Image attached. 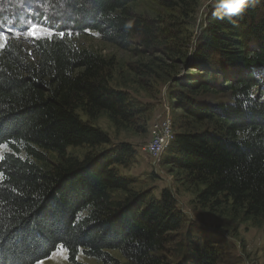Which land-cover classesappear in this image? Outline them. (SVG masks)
I'll list each match as a JSON object with an SVG mask.
<instances>
[{"label": "trees", "instance_id": "trees-1", "mask_svg": "<svg viewBox=\"0 0 264 264\" xmlns=\"http://www.w3.org/2000/svg\"><path fill=\"white\" fill-rule=\"evenodd\" d=\"M141 1L33 0L53 22L72 25V32H95L125 51L141 48L154 58L152 64L167 66L154 56L176 54L180 31L133 12L131 5ZM54 26L58 35L32 39L28 46L9 38L0 51V147L9 148L0 160V264H37L60 245L73 264H83L77 262L81 251L102 264H120L113 251L131 264H173L165 253L187 222L178 189L165 188L156 197L137 188L136 179L119 172L133 162L134 146L113 147L94 124L106 116L125 130L145 119L146 106L113 86V61L77 47L65 26ZM179 54L194 73L176 81L180 90L172 93L171 106L190 124L210 127L179 132L173 121L176 133L162 166L202 208L225 207L259 226L264 221V0H243L238 7L234 0H221L205 15L198 42ZM214 93L229 94L231 103L203 101ZM78 148L89 149L83 160L69 152ZM191 235L178 264L224 263L218 248L203 249Z\"/></svg>", "mask_w": 264, "mask_h": 264}, {"label": "rangeland", "instance_id": "rangeland-1", "mask_svg": "<svg viewBox=\"0 0 264 264\" xmlns=\"http://www.w3.org/2000/svg\"><path fill=\"white\" fill-rule=\"evenodd\" d=\"M219 2L221 0H145L131 5L136 14L162 22L164 27L166 25L176 27L180 31V48H176V54L172 56L167 53L155 54V58L166 61L167 66H160L158 62L152 64L154 58L149 54H141L139 52L141 48H137L138 53L134 50L125 51L105 42L95 32L86 31L82 34L72 32V25L53 22L44 8L33 0H0V32L5 33L9 38L21 39L28 46L34 39L28 35V28L33 23L43 22L45 25L55 23L58 27L65 26L64 31L69 32L68 37L77 47L113 61L114 87L127 90L131 99L138 105L146 106V114L143 116L145 119L141 118L140 122L125 130H117L106 116H101L94 121V124L110 136L113 147L121 144L134 146L136 155L133 162L127 167H121L119 172L125 177L136 179L137 188L149 189L156 197L160 196L165 188L178 189V207L187 222L180 232L172 235L168 252L165 253L173 264L180 263L186 255L183 243L187 241V236H190L191 232V237L204 246L203 249L208 245L218 248L224 255L223 264H264V221L261 225L255 226L251 222H245L242 216L225 207L214 211L202 208L196 203L195 195L185 192L179 185L172 170L168 166H162L163 158L157 161L155 153H151L152 146L165 134L163 129L169 127L168 132L176 133L173 121L179 132L189 126L199 130L210 127L207 123L196 125L187 122L182 112L171 106V95L175 90H180V87L176 88V81L184 74L194 73V69L186 68L189 61L179 53L186 50L188 43L193 47L198 42L204 28L205 15L218 7ZM68 12L64 11L67 20L71 19V14H66ZM60 20L62 21V18ZM51 31L53 35L59 34V28L55 26ZM145 65L150 68H146ZM137 70L141 73L138 74ZM202 99L212 106L225 105L232 101L229 94L217 93ZM7 152H9L8 147H0V155L4 156ZM69 152L83 160L89 149L78 148ZM111 254L118 263L131 264L119 252L113 251ZM77 262L102 264L86 257L82 251L77 257ZM37 264L73 263L69 260L68 252L57 250L48 259Z\"/></svg>", "mask_w": 264, "mask_h": 264}, {"label": "snow or ice", "instance_id": "snow-or-ice-1", "mask_svg": "<svg viewBox=\"0 0 264 264\" xmlns=\"http://www.w3.org/2000/svg\"><path fill=\"white\" fill-rule=\"evenodd\" d=\"M243 0H234V4L238 7L239 4H241ZM231 10L235 11L236 7L230 6ZM53 23H48L45 25L43 22L40 23H33L31 26L28 28V35L34 39H44V38H51V36L54 34L51 31V28L53 27ZM60 35L63 37V33H60ZM9 37L3 33L0 32V49H4L7 45ZM6 147V145H4ZM3 156L0 155V160H3ZM0 177H2V173H0ZM58 251L61 252H67L68 249L64 247V245H60L59 248L57 249Z\"/></svg>", "mask_w": 264, "mask_h": 264}, {"label": "built area", "instance_id": "built-area-1", "mask_svg": "<svg viewBox=\"0 0 264 264\" xmlns=\"http://www.w3.org/2000/svg\"><path fill=\"white\" fill-rule=\"evenodd\" d=\"M170 119H168L169 121ZM170 123V121H169ZM158 127V126H157ZM168 128L166 127V129H163L165 131V134H163L160 139L158 140L157 143H155L152 148L153 150H151V153H155L156 157H157V161L162 160L163 156L165 155L167 149L170 147L171 142L174 139V134L170 133V131L168 132ZM161 131V130H160ZM167 131V132H166Z\"/></svg>", "mask_w": 264, "mask_h": 264}, {"label": "bare ground", "instance_id": "bare-ground-1", "mask_svg": "<svg viewBox=\"0 0 264 264\" xmlns=\"http://www.w3.org/2000/svg\"><path fill=\"white\" fill-rule=\"evenodd\" d=\"M1 17V16H0ZM20 23V22H19ZM20 27V26H19Z\"/></svg>", "mask_w": 264, "mask_h": 264}]
</instances>
